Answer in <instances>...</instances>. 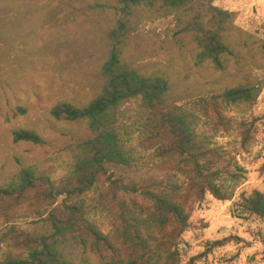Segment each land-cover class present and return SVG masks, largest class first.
Returning a JSON list of instances; mask_svg holds the SVG:
<instances>
[{"label": "rangeland", "instance_id": "rangeland-1", "mask_svg": "<svg viewBox=\"0 0 264 264\" xmlns=\"http://www.w3.org/2000/svg\"><path fill=\"white\" fill-rule=\"evenodd\" d=\"M214 3L233 13L235 28L228 38L235 55H228L229 61L224 58V68L198 58L193 36L180 33L176 15L144 8L130 17L123 60L146 75H167L169 100L189 109L199 98L240 83H262L254 105L223 111L232 129L216 137L247 170L235 197L222 201L208 193L198 199L189 182L183 185L181 198L191 212V225L181 237L177 264H264V218L235 209L243 193L264 192V0ZM121 7L120 0H0V186L16 180L27 168L57 185L66 182L90 128L86 121L56 119L52 109L61 102L85 106L101 92L108 34L123 16ZM125 108L129 124L143 127L146 115L139 101ZM241 125L253 134L247 150L240 146ZM18 129L36 131L45 143L16 142ZM132 145L142 154L141 163L133 168L111 165L110 172L144 187L154 181L166 184L177 172L174 162L156 156L143 132L137 130ZM97 186L85 198L94 209L89 217L108 232L114 218L100 203L106 198L107 178L102 177ZM124 199L150 205L141 194H127ZM39 208L31 202L17 207L11 216H0V228L30 227ZM221 241L225 242L218 244Z\"/></svg>", "mask_w": 264, "mask_h": 264}, {"label": "trees", "instance_id": "trees-1", "mask_svg": "<svg viewBox=\"0 0 264 264\" xmlns=\"http://www.w3.org/2000/svg\"><path fill=\"white\" fill-rule=\"evenodd\" d=\"M215 1L120 0L123 16L108 34L101 92L85 106L61 102L52 109L56 119L86 121L90 128L89 137L79 144L66 182L57 185L27 168L16 180L0 186V216H11L29 202L42 207L36 210L30 227L0 228V264H177L181 237L191 225V212L181 198L184 183L192 185L198 199L208 193L222 201L235 197L247 170L216 137L222 130L232 129L223 111L254 105L262 83H240L199 98L189 109L169 100L167 75H146L123 60L130 17L136 9L144 8L176 15L182 25L180 33L193 36L200 50L198 58L224 68V58L229 61L227 56L235 55L228 38L235 27L233 13L219 8ZM134 101H139L146 115L140 129L129 124L125 112ZM137 130L151 141L150 148L156 149L158 158L175 163L177 172L168 183L154 181L151 187H144L110 172L111 165L133 168L141 163L142 154L132 145ZM14 140L45 143L30 129L14 131ZM252 140L251 129L241 125L242 150H247ZM102 177L107 178L109 187L101 208L114 218L108 232L89 217L94 209L85 199L99 187ZM127 194H141L150 205L127 202ZM235 209L264 218V192L243 193Z\"/></svg>", "mask_w": 264, "mask_h": 264}]
</instances>
